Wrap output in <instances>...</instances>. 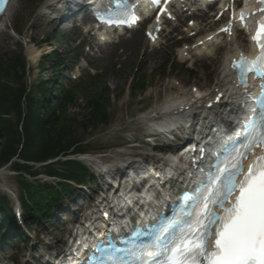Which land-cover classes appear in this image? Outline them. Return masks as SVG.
<instances>
[{"label": "rangeland", "instance_id": "obj_1", "mask_svg": "<svg viewBox=\"0 0 264 264\" xmlns=\"http://www.w3.org/2000/svg\"><path fill=\"white\" fill-rule=\"evenodd\" d=\"M12 3L11 9L7 12L9 22L0 28L1 61L15 55L23 56L28 76L32 82H36L41 76L47 79L51 74L50 62L45 61L44 68H39L37 65L42 54L49 53L51 50H58L57 52L61 55L72 52L73 55L68 59L64 69L73 67L76 60L74 54H82L78 62L79 66L76 65L74 70L68 73L74 78L83 79V83L86 84L78 98V104L69 108L70 113L74 115L80 116L83 113L88 105L87 101L96 95L103 84L108 87L111 98V105L108 108L111 124L107 127L103 124H98L96 127L90 125L88 128L80 127L76 130V136L88 142L91 154L108 153L102 156L101 160L116 161V155L122 153L130 155L129 147L142 144L140 135L144 132L146 123H143L141 115L159 105L168 94L175 92L181 95L185 90L190 91L194 84L201 89L209 87L217 77L212 58L204 57L202 61L193 63L194 57L190 60H182L177 55L179 47L176 44L183 23L180 25L179 33L163 38V44L154 52L147 46L148 53L139 48L140 41L146 42L140 30L132 34L133 38L137 37V39L131 44L121 42L110 46L108 51L104 52V47L101 49L97 46L91 49L85 47L88 39L84 48H76L74 42H68L63 35H67L69 25L61 26L56 19L52 20V15H43L44 9L41 7L44 0H13ZM130 38L131 33L124 37L126 40H131ZM81 39L84 40L83 37ZM239 42L248 49L246 39ZM49 45H52V48ZM28 46L40 49L39 56L34 60L28 58L26 53ZM223 51L225 50L222 49ZM217 64L218 67L222 65V60H219ZM144 75L148 81V90L137 95V92L133 93L128 88L130 80L133 76ZM10 78H14L13 73L10 74ZM84 114L86 115L87 112ZM142 152L139 150L137 153ZM86 164L91 171L96 168L94 164ZM0 171V184L8 186L17 194L21 193L15 179V172L10 169V166L0 167ZM39 178L41 181L49 180L42 175ZM104 186L99 177H94L86 183L84 188L72 187L59 201L58 205L61 209L56 211L52 220L41 222L38 218H34L29 221L28 232L31 236L36 235V238H30L29 243H23L19 247L9 245L7 249L0 252V260L4 258L6 264H13V262L21 264L29 259L35 261L32 257L34 253L35 256L46 259L45 248L48 245L42 238L41 232L52 235L54 239L56 235L66 238L68 230L62 226V222L73 218L71 210L85 202V194H96ZM0 192L5 193L1 186ZM74 198L79 203L75 207L77 201L74 203L72 200Z\"/></svg>", "mask_w": 264, "mask_h": 264}, {"label": "snow or ice", "instance_id": "obj_2", "mask_svg": "<svg viewBox=\"0 0 264 264\" xmlns=\"http://www.w3.org/2000/svg\"><path fill=\"white\" fill-rule=\"evenodd\" d=\"M8 2L0 0V12ZM257 3L262 5L258 11L264 13V0ZM247 17L243 11L235 18L230 15L228 24L219 31L231 34L233 23L238 19L244 27ZM251 40L260 49L259 55L253 60L244 56L233 65L245 84L250 73L264 79V19L258 22ZM253 112L244 140L202 186L195 203L161 225L149 243L128 250L139 264H153L160 256L164 259L159 264H264V155L256 156L246 171L243 163L254 149L264 150V85ZM177 226L183 230L172 239ZM121 251L98 245L92 259L94 264H125L114 254Z\"/></svg>", "mask_w": 264, "mask_h": 264}, {"label": "trees", "instance_id": "obj_3", "mask_svg": "<svg viewBox=\"0 0 264 264\" xmlns=\"http://www.w3.org/2000/svg\"><path fill=\"white\" fill-rule=\"evenodd\" d=\"M52 68L57 69L56 65ZM11 73L14 78H10ZM26 73L24 60L18 55L0 64V167L10 164L23 174L18 180L26 192V198L21 197L24 208L46 218L50 213L48 204L54 203L58 190L68 184L32 183L26 174L33 176L43 170L67 180H82L87 173L81 163L63 158L84 151L80 136L75 134L79 127L96 125L100 120L107 123L109 99L92 96L87 101L88 113L80 120L67 109L75 102L76 95L83 92L82 87L75 85L66 91L52 79L41 80L30 89ZM138 86L144 89L145 79H139ZM53 89L56 98H51ZM60 156L63 158L56 162L35 168L37 163ZM0 217L5 219L4 224L13 220L7 196L1 194Z\"/></svg>", "mask_w": 264, "mask_h": 264}, {"label": "bare ground", "instance_id": "obj_4", "mask_svg": "<svg viewBox=\"0 0 264 264\" xmlns=\"http://www.w3.org/2000/svg\"><path fill=\"white\" fill-rule=\"evenodd\" d=\"M53 1L55 0H45V4L47 3L52 4ZM187 5L188 4L182 2L178 4V8L181 6L183 8H186ZM10 7H11V3L8 5L5 11L8 12L11 9ZM190 11L193 12L189 14L188 11L183 10L182 14H179L180 21H183V18L184 17L187 18L189 15H190L189 17L193 16L195 18H203V19L206 17L203 12L195 11L193 9V6L191 7ZM8 22H9L8 15L4 13V15L0 18V26H3L4 24H8ZM206 22L207 24H204L206 27L204 29H207L205 31V35L199 39V41L205 40L206 41L205 44H202L200 46L197 45L194 48L192 47L188 50L183 48L179 52H180V57H184V54L186 52L191 53V56L194 55L197 58H198L197 55L199 54H204L208 57H212L213 65H215V71H217V77L212 81V85L207 88L200 89L197 92H193V91L191 92L189 90H185L183 91L184 93H182L181 95L172 92L169 95H167L159 105H157L150 111L144 113L141 116L142 120L152 122V121H156V117L159 118L162 117L167 120H178L186 112L189 111L193 112L211 105L216 106L219 102L223 100L224 97L223 94H225V91L228 89V87H225V81L230 76V73L225 65H221V66L219 65L218 67L217 62L219 60H223L226 55H227L226 57L227 59L229 56L236 53L237 47L233 45H235L237 42L236 40L240 38L239 30H237L235 35L226 37L224 38L225 40L223 39L226 43L225 48H228L229 45H232L233 48H231L224 55H222L221 53H219V49L222 48V44H221L222 38H220V36H216L217 33L216 29L218 27L215 28L213 27V25L215 24L214 20H210ZM199 26H200L199 23L194 22L193 24L188 26L187 32L190 33L191 31H195L196 29L202 30V28H200ZM212 34H215L216 37H213L211 40L207 41L208 38L212 36ZM136 39L137 37H135L132 41ZM132 41H125V44H131ZM144 47L145 45L143 42L139 43V48H144ZM39 51H40L39 49H34L31 46H28L26 48V53L30 59H35L39 55L38 53ZM144 52L147 53L146 49H144ZM252 54L255 55L256 51L253 50ZM209 73L211 74V72ZM87 159L95 161L90 156L87 157ZM183 170L184 168L182 165L174 166L170 164L169 171L165 173V184L169 186L175 185L178 178L181 176V174H183L182 173ZM157 172L159 171L157 170ZM0 186H4V185L0 184ZM61 240L62 237L58 236V241ZM27 263L28 262H26V264Z\"/></svg>", "mask_w": 264, "mask_h": 264}]
</instances>
